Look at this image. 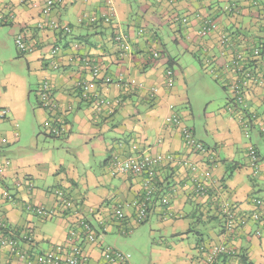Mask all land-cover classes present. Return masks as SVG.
Listing matches in <instances>:
<instances>
[{
  "label": "crops",
  "instance_id": "1",
  "mask_svg": "<svg viewBox=\"0 0 264 264\" xmlns=\"http://www.w3.org/2000/svg\"><path fill=\"white\" fill-rule=\"evenodd\" d=\"M109 1L63 0V3L55 7L50 17L69 23L73 29L72 33L76 32L74 38H77L76 35L80 37L76 49L73 50L71 47L73 35L65 36L58 31L52 35L50 30L38 28L39 22L47 19L43 12L45 0H36L35 5L23 0H0V8L14 16L6 24L5 27L8 28H0V47L7 50V36L13 37L15 42L17 34L23 31L27 41L34 46V51L26 54L29 55L27 62L30 72L39 77V86L45 79L51 81L60 104L56 109H49L43 107L37 97L38 107L33 109L32 135H35L37 125H41L47 137L57 138L48 134L46 124L62 123L65 124L64 138L69 144L76 143L75 148L70 149L75 156L72 162L63 158L57 160L55 155L57 145L53 146L48 141H45L43 146H36L34 142L17 144L20 140L18 112L16 113L9 103L2 105L1 108H9L14 116L7 117L5 121L0 120L2 122L0 164L3 166L6 159L11 162V165L6 166L0 173V213L4 214L14 228L33 227L36 238L40 241V248H47L51 242H64L69 231L66 219L57 216L49 220L54 221V227L51 228L47 224L49 221L39 219L25 207V201L31 200L37 206L58 208L56 192L60 189L71 194L79 213H85L91 218L94 215L91 212L102 215L101 218L110 225L113 221V210L121 205L127 217L123 222L116 223H119V231L125 233L121 227L128 229V226L135 222L133 200L142 189V178L113 176L110 172V163L114 154L123 156V149L130 148L131 142L128 140L131 139L149 145L151 152H174L176 155L199 161L203 165L214 163L215 184L211 196L205 198L194 194L189 172L185 173L178 167L161 168L157 194L151 204L152 213L148 222L156 217L157 223L161 226L171 225L174 234H179L177 227L181 225L183 231L180 237L185 238L188 236L185 231H192V228L189 224L186 225L184 220L195 219L198 216L196 209L201 210L208 216L207 220H210L211 226L206 233L198 232L197 243L200 240L227 242L235 247L239 255L245 253L254 264H264V213L261 221H250L231 236L226 234L223 222L221 225V222L212 218L216 215L218 205L224 202L232 204L237 211L249 212L256 208L251 197H261V194H264V161L261 163L260 172L253 175L248 145L252 144L264 158L262 132L258 130L254 137L250 133L251 139L246 137L245 140L242 134H245L244 124L234 110L231 117L224 118L223 121L220 119L221 116L218 118L211 114L210 120L206 115L204 137L211 142H206L207 140L200 136L199 139L211 147L213 153L207 156L202 153H191L183 143L180 128L165 123L166 116L173 113L179 115L171 106L190 101L185 79L190 72L198 73V69L192 65L190 71L181 68L174 70L173 86H169L164 75L167 62L171 59L176 65L180 58L173 51L169 52L167 45L162 43L159 30L164 24H168V18L174 12L214 15L220 11L223 1L111 0L115 6L112 22L88 25L91 16L101 17L109 12ZM124 25L129 26L127 31ZM192 25L171 24L175 33L173 40L182 47L183 51L180 53L183 59L190 54L202 65L200 53L202 56L207 55L205 48L199 49L197 46L200 39H194L195 42L187 37L178 39V35L183 37L186 34L187 28L195 36L198 21L193 20ZM144 27L147 30L143 35H139L138 30ZM85 28L90 29L86 34ZM118 31L130 35L132 43L130 52H123L115 41L114 36ZM215 39L216 35H213L211 38L213 48L212 44L206 48L212 52L211 54L218 56L219 48ZM56 44L59 47L57 56L52 58L50 51ZM155 46L161 52L166 50L168 53L163 52L166 57L161 54L158 58H152L151 52ZM88 59L101 66L102 71L114 80L108 85L102 84L98 87L103 96L120 99V103L112 110L98 111L89 102L84 103L80 100L79 81L91 78ZM223 70L218 74L219 76L224 74L222 76L226 77L224 80L226 85L230 74L224 73ZM121 74L124 76L122 82L119 81ZM131 80H136L132 86L128 83ZM139 84L143 86L139 87ZM154 89L159 93L153 94ZM227 93L231 101V94L228 91ZM254 93L244 98L249 109L245 110L246 117H249L245 121H249L252 112L258 115L253 121V129L259 125L257 124L259 121L264 125V88H258ZM27 95L29 98V94ZM25 113L26 110H23L20 114L24 116L22 122L25 120ZM179 116L182 120L183 117L187 121L192 120L193 105ZM191 128L196 134L195 127ZM120 142L123 144L120 145ZM94 164L96 168L93 167ZM18 182L21 183L20 186L17 185ZM174 186L177 188L176 192L172 191ZM5 188L17 190V199L11 202L4 200L2 192ZM257 190H261L262 193L257 194ZM165 200H170L168 205L164 204ZM167 208L168 211L164 213ZM260 210L264 211V205L259 208ZM36 218L40 225L36 224ZM197 243L194 245L195 249L192 248L193 251L185 247L176 248L177 244L172 243L167 254L172 256L176 264H197ZM88 252L91 257L86 264H107L101 256L99 246H89ZM12 258L6 251L0 252V264H19ZM238 260L237 258L236 261ZM236 261L233 258L230 264H236Z\"/></svg>",
  "mask_w": 264,
  "mask_h": 264
},
{
  "label": "built area",
  "instance_id": "2",
  "mask_svg": "<svg viewBox=\"0 0 264 264\" xmlns=\"http://www.w3.org/2000/svg\"><path fill=\"white\" fill-rule=\"evenodd\" d=\"M31 5H35L36 0H23ZM220 11L209 16L206 14H173L175 21L181 22V24L189 25V19L197 17L199 35L211 36L212 34L222 31L218 41L215 42L219 48V55L212 56L207 53L202 56L203 66L207 71L212 72L217 77L218 74L224 68V73L229 75V82L226 83L227 91L231 94V101L236 104L235 110L238 114V118L244 124V131L246 137L250 140L251 134L248 133L247 129L250 125L253 127L254 119L258 117L255 112L249 121H245L246 111L248 109L247 103L244 98L250 93L257 91L258 88H264V0H222ZM221 1V2H222ZM63 3V0H45L43 12L47 16V19L39 22L38 27H46L45 30H63L66 33H72L73 29L67 24L60 21L57 18H51L52 12L55 7ZM109 12L103 14L100 19L106 22L112 20L114 16V5L112 1L109 2ZM251 13L248 23L242 21L243 17H246L248 13ZM13 15L5 13L0 8V27L6 25L13 19ZM11 19V20H10ZM99 17L91 16L89 23H96ZM237 24V25H235ZM248 24V25H247ZM251 25L252 28L249 26ZM228 30V31H227ZM143 29L138 30V34H142ZM227 31V32H226ZM115 41L123 52H130L132 43L130 35L123 31H118L114 36ZM15 42L18 51L23 54L32 53L34 46L31 45L26 38L23 31H20L15 37ZM59 47L54 45L51 48L50 56L53 58L57 56ZM155 58L160 57L158 51L153 52ZM53 64V61H51ZM91 78L85 81H79V85L82 88V98L89 102L95 109L102 111L103 109L112 110L116 105L120 103L119 98L110 99L103 96L99 90V85L110 84L114 80L110 76H107L101 66L93 63L91 59H88ZM56 67V66H55ZM230 72V73H228ZM175 72L173 68L168 67L165 70V77L169 86H173ZM124 76L121 74L119 81L122 82ZM128 83L135 84L136 80H131ZM139 84V87H142ZM153 94H157V89ZM254 93V94H255ZM38 98L43 107L49 109H56L60 106L57 100L51 81L49 79L43 80L38 91ZM264 100V94H263ZM263 103V102H262ZM242 107V108H240ZM174 107L171 106V109ZM240 108V109H239ZM264 108V107H263ZM9 108H0V119L7 118ZM264 118V111H263ZM263 120V119H262ZM166 124H172L180 128L183 143L190 150L191 153L196 154H212L211 147L203 143L200 140L193 128L186 126L181 117L176 114H170L165 117ZM258 129L264 135V125L261 121L258 122ZM47 131L55 136H61L65 131V124L55 123L46 124ZM255 126V125H254ZM253 129V128H252ZM120 145L123 143L120 142ZM149 148H140L138 143H132L130 145V153L126 156L120 154H114L110 163V172L113 176H138L142 178V193L139 192L138 197L133 200V207L135 208V224H142L149 220L152 211V202L155 201L157 194V184L159 183L160 169L167 166V168L178 167L183 169L185 173L189 172L190 183L193 192L196 196H211L212 187L215 184L213 174L210 170H207V165H203L199 161H193L191 158L182 157L176 155L174 152H151ZM249 156L251 158V165L253 166L255 173L259 171V165L256 162L259 160L257 156V150L254 149L252 144L248 145ZM0 164V173L3 172L6 166H10L11 162L6 159ZM21 185L20 182L17 183ZM30 185V184H29ZM177 188H172L173 192H176ZM69 193L65 190L58 189L56 196L59 199V208L62 210H71L69 217L75 220V228L69 231V236L66 242L57 244L54 248L43 251L40 255L35 253L31 247L30 241H34L35 230L31 226L24 228H14L10 225L8 219L0 214V252L6 251L10 254H15L21 259L25 260L28 264H85L91 257L88 250L84 249L83 246H99L101 249V256L108 264H131L130 254L115 247V246H104L99 244L100 234H106L109 231L110 226L105 224L103 221L99 226L100 232L98 233L94 224L84 220L78 210L73 209V204ZM12 195L5 188L2 192V198L11 199ZM17 196H14V200ZM256 208L250 210L248 213L243 211H237V209L230 203L224 202L219 204L218 210L221 218L224 219V228L226 234L229 236L236 234L240 229L244 228L249 221H261L264 211H259L264 205L263 200L260 197L252 198ZM170 200H165L164 204L168 205ZM25 207L27 209L33 208V214H40L41 216L51 217L53 211L47 209L44 206H36L29 201H25ZM169 208L163 212L168 211ZM37 212V213H36ZM168 216V214H165ZM126 214L123 211L122 206H118L114 209V218L119 222H123L126 219ZM166 219V217H165ZM123 232L132 231V227L128 226V229L121 227ZM29 234L31 236H29ZM227 254L231 259L238 258L236 264H251L249 262L242 261L239 253L234 246L227 242H203L198 247V263L197 264H213L217 258Z\"/></svg>",
  "mask_w": 264,
  "mask_h": 264
},
{
  "label": "rangeland",
  "instance_id": "3",
  "mask_svg": "<svg viewBox=\"0 0 264 264\" xmlns=\"http://www.w3.org/2000/svg\"><path fill=\"white\" fill-rule=\"evenodd\" d=\"M251 13L252 12L248 13L246 17H243L242 21H246V23H248V17H250ZM99 22H101L100 17L97 19L96 23ZM126 24L128 25V23ZM88 25L91 24L89 23ZM5 26L7 25H3L0 28H8ZM249 26L252 28L251 25ZM128 27L129 26H125V31L128 30ZM38 28L45 30L46 27ZM74 29L77 30L76 27H74ZM89 30L85 28V34ZM4 31L7 32V29ZM50 32L52 35H54L53 33L57 32V30L51 28ZM67 34V36L73 35L71 47L73 50L76 49V43L80 41L79 35H76L77 38L75 39V31L73 33ZM174 34L175 33L170 24H164L159 30V36L162 43L167 45L169 52L173 51L177 57L180 58L178 59V64L175 65V70L181 68L182 70L188 69L187 71H190L189 68L194 65L198 69V73L192 74V72H190L189 75L186 74L187 77L185 80L187 81L186 86L189 92L188 95L190 97V101L184 104L179 103L176 106L174 105L172 110L181 115V113H183L186 108L190 109V106L193 105L194 118L187 121L185 117H183L182 121L186 126L195 127L198 138L203 137L207 140L206 142H211L210 139L208 140L206 137H204V128L206 127L207 121L206 115L210 120L212 119L210 116L211 114H215L218 118L221 116L220 119L223 121L225 120L224 118L231 117L233 110H235L236 104L234 101H229V94L224 89L223 84L226 78L222 76L224 74H221V76H219L220 78H216L218 80L216 81L215 74H212V72L207 70L205 71V68L193 56L187 54L185 59H183V56L180 53V51H183V49L173 40V37H175ZM178 38L180 39V36H178ZM91 40L93 41L94 38ZM7 43V50L0 47V108L2 105L9 103L14 107V111L16 113L18 112L20 140L17 141V144H22L24 142L30 144L34 142L36 146H43L44 142L48 141L49 143H52L53 146L57 145V152L55 153V155H57V160L63 158L72 162L75 156L72 151L70 152V149L75 146V142L69 144L67 139L64 138L66 136L57 138H52L49 136L47 137L44 132L45 129L41 125H37V128L35 129L36 133L34 136L32 135V121L34 120L33 109L38 107L37 94L40 87L39 77L36 76L35 73L30 72L27 62L29 55H22L19 53L16 42H14V38L7 36ZM60 45L62 46L61 42ZM158 93L159 92L157 91V94ZM27 94H29V98ZM80 94H83V92L81 91ZM81 101L85 103L84 99ZM18 109L19 111H17ZM23 110H26V113L25 120L22 122L24 116L20 114ZM13 116L14 114L9 112L7 117L13 118ZM6 119L7 118H3L0 120L5 121ZM1 123L2 122H0V124ZM251 126L252 125L249 126L247 131L248 133L252 134V137H254L256 135L255 133L258 132V129L252 130ZM257 127H259V125ZM242 134L245 137V140H247L245 134ZM123 153V156H126L128 153H130L129 148H124ZM99 163L100 162H98V164ZM93 167L96 168V164H94ZM207 170H210L213 174V162L208 163ZM260 191L261 190H257V194L262 193ZM261 195L264 197V194ZM262 196L260 198L264 200ZM254 197L255 196L252 198ZM195 212H197L198 215L195 219L190 218L184 220L185 224H189L192 228V231H185V233L188 235L185 238L180 237V234L183 231V226L179 225L177 227L179 234H174L171 225L161 226L159 223H157L158 221L156 217H153L149 222L146 223H132V231H127L126 233L119 231L120 226L119 223H116L117 220L115 219L111 221L112 225L110 232L100 235L99 244L104 246H115L125 252H128L130 254L131 264H176L174 263L172 256L167 254V252L170 251L169 245L174 243L177 244L176 248L185 247L188 250L193 251L192 248L195 249L194 245L197 243L198 232L206 233L209 229V226H211L210 220H207L208 216H205V214L198 209H196ZM198 218L202 220L205 218L206 220L199 221ZM35 222L37 225L41 224L38 222V218L35 219ZM47 224L51 226V228L54 227V221H49ZM95 226L98 229L97 223H95ZM188 250H186V252Z\"/></svg>",
  "mask_w": 264,
  "mask_h": 264
},
{
  "label": "trees",
  "instance_id": "4",
  "mask_svg": "<svg viewBox=\"0 0 264 264\" xmlns=\"http://www.w3.org/2000/svg\"><path fill=\"white\" fill-rule=\"evenodd\" d=\"M173 14H180L179 12H174V13H172L170 16H169V18H168V24H172V25H180V23H179V21H175L176 19H174V17H173ZM187 14V13H186ZM190 15H191V13H189ZM196 14H198V13H196ZM209 16H214V15H209ZM197 19H199V18H197V17H194V19H189V25L190 26H193L192 25V21L193 20H197ZM198 21V20H197ZM112 22V20H110L109 22H106V21H104L103 19H101V22L100 23H111ZM71 28H72V26L69 24V23H67ZM91 25H93V24H95V23H90ZM182 25H184V24H182ZM189 25H185V26H189ZM195 27V26H194ZM143 29V33H142V35L145 33V31L147 30V28L146 27H144V28H142ZM58 32H60L61 34H65V36H67L68 34L65 32V31H63V30H57ZM228 31V30H227ZM226 31V32H227ZM195 36L192 34V32H191V30L189 29V28H187V30H186V34L182 37V35L180 36V35H178V36H180V39L182 38V39H186V37H187V39H189V40H191L192 42H195V41H193L194 39H196V38H198V39H200L199 41V43L197 44V46L199 47V49H204V48H206L209 44H212L211 43V38H212V36L214 35H216V39H215V42H217L218 41V39H219V37L221 36V34H222V31H219V32H216V33H214V34H212L211 36H206V35H199V30H198V27L195 29ZM153 37H154V35H152ZM159 37V36H158ZM160 38V37H159ZM179 39V38H178ZM211 47L213 48V44L211 45ZM158 51L159 53H160V56H161V54H163V52H166V50H164L163 52H161V51H159L158 50V48H157V46H155L154 47V49H153V51L151 52V54H152V58H155V56H154V54H153V52L154 51ZM208 52V54H210L211 56L213 55V54H211L212 52H209V51H207ZM166 53H168V52H166ZM199 53V52H198ZM199 54H197V56H198ZM200 55H202L201 53H200ZM163 56L164 57H166V55L165 54H163ZM201 58V57H200ZM201 62H202V58H201ZM202 65H203V62H202ZM174 66H175V64H174V62H173V60H171V59H169L168 60V62H167V66H166V68H168V67H171V68H173V70H175L174 69ZM165 68V69H166ZM175 72V71H174ZM217 77L215 76V79H216ZM216 81H218L217 79H216ZM223 86H224V89L227 91V87H226V85L225 84H223ZM82 91V88L80 87V92ZM79 97H80V100H82L83 98H82V96H81V94H79ZM240 108H242V107H240ZM239 108V109H240ZM243 109V108H242ZM48 132V131H47ZM48 134H50V135H52L51 133H49L48 132ZM52 136H55V135H52ZM62 136H64V134L63 135H61V136H55V137H62ZM128 141H130L131 142V144L132 143H138L139 145H140V148H149L148 146L149 145H145V144H142V142H140V141H134V140H128ZM123 143V142H122ZM130 144V145H131ZM130 147V146H129ZM254 149H256L255 147H254ZM258 152V151H257ZM207 156H210V154H206ZM212 155V154H211ZM257 156L259 157V160H257L256 162L258 163V165H259V171H258V173L260 172V169H261V163L264 161L263 159V156L261 155V153L260 152H258L257 153ZM251 159V158H250ZM5 161V160H4ZM3 161V162H4ZM250 165H251V161H250ZM207 167H208V165H207ZM251 167V169H252V171H253V175H256V174H258V173H255V170H254V168H253V166L251 165L250 166ZM132 176V175H131ZM221 182V181H220ZM221 186H222V182H221ZM7 190L10 192V194L12 195L11 197V199H9V198H6V201H14V196H16V194H17V190L15 191V192H13L12 190H10V189H8L7 188ZM212 191V190H211ZM140 193H142L143 191L141 190V191H139ZM69 196H70V198H71V200H72V204H73V209H75V210H77V207H76V202L74 201V199L72 198V196H71V194L69 193L68 194ZM251 200H252V197H251ZM56 201H57V204H58V208H48V207H46L47 209H50V210H52L53 211V214H52V216L51 217H45V216H41L40 214H35V216H37L39 219H41V220H44V221H49V220H53V219H55V218H57V216H59V217H63L64 219H66L67 221H68V223H69V226H68V228H69V231L72 229V228H75V225H76V222H75V220H72L70 217H69V215H70V211L71 210H62V207L61 208H59V205H61V204H59L60 202H59V199H58V197H56ZM29 202H31V203H33L31 200H29ZM37 206V205H36ZM29 212H31V213H34L33 211V208H30V209H27ZM33 210V211H32ZM218 210V209H217ZM216 210V211H217ZM114 211V210H113ZM244 213H248V212H246V211H243ZM37 213V212H36ZM92 214H94V215H92L93 217L91 218V217H88L85 213H80L81 214V216H82V218L84 219V220H87V221H89L91 224H94L95 225V223H97L98 224V229L97 230H99V231H97L98 233L100 232V229H99V226L101 225V222L103 221L105 224H108L109 226H110V228H109V231L108 232H110V230H111V225H110V223H108L106 220H104L103 218H101V216L102 215H99V214H96V213H93V212H91ZM219 213V211H217V212H215V216H212V218H214V219H216V220H218L219 222H221V225H222V222H223V225H224V219H223V217L221 218V216L218 214ZM0 214H2V213H0ZM4 215V214H3ZM263 218V217H262ZM103 219V220H102ZM113 220H115V218H114V216H113ZM118 221V220H117ZM252 221V220H251ZM119 222V221H118ZM146 222H148V221H146ZM146 222H144V223H146ZM250 222V221H249ZM96 227V226H95ZM69 231H68V233H69ZM32 235V234H31ZM30 234H29V236H31ZM101 235V234H100ZM68 236H69V234L67 235V238H68ZM35 237H36V233H35ZM100 237V236H99ZM39 240H37V238L34 240V241H30V242H28V243H30V245H31V247L33 248V250H34V252L35 253H39L40 255L43 253V251H47V250H50V249H52V248H54V246H56L57 244H61V243H63V242H61V243H54V242H51V244L47 247V248H40L39 247ZM64 242H66V241H64ZM203 242H205L204 240H200L198 243H197V245H196V249L198 250V247H199V245L200 244H202ZM90 245L88 244V245H84L83 246V248L84 249H86V250H88V247H89ZM128 253V252H127ZM8 254L10 255V257L12 256L13 258V260L14 261H16L17 263H19V264H28L25 260H23V259H21L20 257H18L17 255H15V254H10L9 252H8ZM240 256V259H242V261H245V262H249V263H251V264H254L252 261H250L249 259H248V257H247V255L245 254V253H242V254H240L239 255ZM89 260H90V258H89ZM88 260V261H89ZM104 260V259H103ZM87 261V262H88ZM105 261V260H104ZM232 261V259H231V257H229L227 254H222V255H220L218 258H217V260H216V262L215 263H213V264H230V263H232L231 262ZM86 262V263H87ZM106 262V261H105ZM85 263V264H86ZM107 263V262H106ZM108 264V263H107Z\"/></svg>",
  "mask_w": 264,
  "mask_h": 264
},
{
  "label": "clouds",
  "instance_id": "5",
  "mask_svg": "<svg viewBox=\"0 0 264 264\" xmlns=\"http://www.w3.org/2000/svg\"><path fill=\"white\" fill-rule=\"evenodd\" d=\"M206 69V68H205ZM250 212V211H249ZM225 229V228H224ZM205 242H214V241H205ZM197 260H198V257H197Z\"/></svg>",
  "mask_w": 264,
  "mask_h": 264
}]
</instances>
